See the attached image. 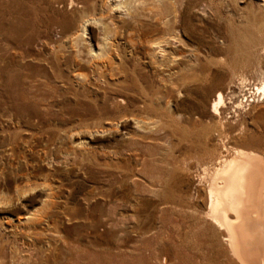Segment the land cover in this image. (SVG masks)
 <instances>
[{
	"label": "rangeland",
	"instance_id": "rangeland-1",
	"mask_svg": "<svg viewBox=\"0 0 264 264\" xmlns=\"http://www.w3.org/2000/svg\"><path fill=\"white\" fill-rule=\"evenodd\" d=\"M263 3L0 0V264H231L204 163L264 153Z\"/></svg>",
	"mask_w": 264,
	"mask_h": 264
},
{
	"label": "bare ground",
	"instance_id": "bare-ground-1",
	"mask_svg": "<svg viewBox=\"0 0 264 264\" xmlns=\"http://www.w3.org/2000/svg\"><path fill=\"white\" fill-rule=\"evenodd\" d=\"M107 32L109 31L107 30ZM261 91L264 96V84ZM221 102L222 94L219 93L211 106L210 112L218 111ZM219 134L221 133L219 132ZM211 137L210 135L209 139ZM207 145H211L209 141ZM235 145L236 147L233 144L231 145L229 141L223 143L220 148L215 146L216 148L207 150L209 152L208 160L204 164L208 163L210 170L205 182L207 203L203 211L204 218H207L209 223L217 230L224 245V251H226L225 256H229L231 264H264V153L259 152V148H256L258 150L256 151L251 150L253 147L244 149L240 145L239 147L237 144ZM213 226L212 229H214ZM224 251L222 249V252Z\"/></svg>",
	"mask_w": 264,
	"mask_h": 264
}]
</instances>
